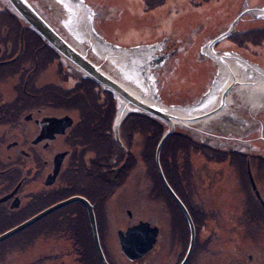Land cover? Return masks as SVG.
Listing matches in <instances>:
<instances>
[{
  "label": "flooded vegetation",
  "instance_id": "1",
  "mask_svg": "<svg viewBox=\"0 0 264 264\" xmlns=\"http://www.w3.org/2000/svg\"><path fill=\"white\" fill-rule=\"evenodd\" d=\"M5 1L6 3H3L0 0V29H2L3 33L2 36L0 35V146L5 148L8 153L11 152V155L8 154L9 161L6 164H2L3 167L5 165L6 166L3 169H0V235L19 225L22 220H26L49 206L72 196H83L92 203L96 215L99 235L100 228L102 229L106 225L104 227L103 234L107 233L108 225L111 226L115 223V216H118V218L121 217L119 216V212L108 210L107 204H112L111 200H117L120 205L122 204L128 216V225L125 229L119 228L117 235L120 230L125 231L128 227L133 226L140 221H145L139 220L138 222H132L134 218L133 210L135 206L137 207L139 205L138 201L143 197L146 199L156 197V195H154L156 191L153 188L155 192H145L151 185L149 182L151 180V176L148 170V164L144 158L146 154V143L145 149L143 150L145 153H142L144 154V157H142V161L139 162L138 155L141 154L137 148L135 149V141H131L133 138L138 136L139 130H136L133 126V122L130 120L131 114L120 125V143L116 140L114 132V119L117 109L114 118L111 120V118L108 117L110 103L107 95L103 93L101 89L103 86L93 79L71 75L72 73L69 68L70 62L67 58L59 55L48 43L40 39L38 33L34 29L32 30L29 25H25L23 22L15 23L14 21H11L15 19V17L8 14L7 0ZM8 20L11 22H8ZM70 23H74L73 19ZM72 31L74 32L73 29ZM83 40L84 39H81L79 41L82 45L86 46L83 44ZM208 40L199 45L201 50L203 45ZM228 40L232 41L234 44H239L230 38ZM165 41L166 42L162 52L165 53L164 55L166 56V59H168L169 56L171 58L174 52H177V49H180V47L173 45L169 40ZM243 45H245V43L242 45L239 44V47L242 49ZM217 46L219 47L220 43L215 45V47ZM86 48H89L92 54L94 53L93 48L89 46ZM197 52H199V49ZM199 58L200 60L207 59L203 58L202 55H199ZM65 60L68 62L69 70L67 71L66 65H64V63H66ZM52 67H55L56 69V78L50 82H45V72ZM162 68L159 70L156 68L160 78ZM190 77L193 78V74ZM214 77L215 75L213 76V79ZM12 79H16V83L11 87H6V84ZM201 79L202 77L200 80ZM213 79L210 82L211 84ZM197 81L198 79H195L194 83ZM180 82L183 85L185 83V78L177 77L176 84H180ZM160 83L161 79L159 80V84ZM174 87L175 86H173V89ZM7 88H11V92L8 95L6 94ZM241 89V85H235V87L230 91L232 98L231 103L228 105V114L223 113L222 115L212 116V119L208 121H197L194 123V127L196 128H194V134L198 140L201 139L203 141L207 140L208 142H212L214 139H212L213 137H210L209 135L214 137L217 136L223 140L227 137L223 135V133L228 130L231 131L232 134L236 135L239 130L257 128V126H259L263 128L259 131L260 134L258 139L261 138L264 141V114L254 113L251 116L249 111L245 112L244 115H247L252 119L250 120L251 124H242L241 122V112L246 111L247 108ZM208 90L209 88L206 89V91ZM192 92L194 93V88L192 89ZM89 93L93 95L92 102L87 100ZM203 95L197 101H199ZM187 97H191L189 99L194 98V96L189 93ZM118 106L119 104L117 101V108ZM230 114L238 115V117L235 118L233 116H229ZM19 121H21L22 128L19 127ZM24 122L28 123L30 126ZM18 128L21 130L19 133L15 132ZM204 129L209 130V132L202 131ZM200 132L203 134H200ZM92 134L103 142L101 143V148L103 147L105 151L95 152L93 150L90 137ZM107 135H111L112 139L103 140ZM113 138L122 148L121 152L117 150L112 141ZM231 139H236V137H232ZM54 142H61L63 146H52ZM232 151L234 152H227V157L225 158V161L229 160V166H231L232 162L230 160L233 158L237 159L236 161L239 160L240 163L243 164V166H240L239 163L238 166L233 168L236 170V173H239L241 176V178L238 179V187L235 185L232 192L228 190L229 187L226 186L229 183V178L225 175L224 167L222 168L213 165V163L218 162H214V158L217 155L213 150H207L206 155L210 160L203 155L194 157V169L192 167L191 171L194 170V179L201 181L209 180L208 187L205 186V182L202 183L200 189H198L197 186H188L191 196L190 201L192 206H194V201L192 200L191 195L193 188L203 190V196L207 201H210V192L214 198L215 195L219 197L220 191L222 194L221 197H225L226 199L224 203H229V205L232 206L230 209L224 211L222 217L227 216L230 219H237L232 224L235 225V222H239V224L244 226L241 231L237 230L238 232L243 233V235L241 234V239L239 241H242V245L239 246L238 244L236 249L233 247V251H230V248L227 252L225 249H223L222 252L217 250L213 251L211 253L213 256L211 264H264V152L257 150H254L252 153L242 152L241 150ZM125 153L126 155H124ZM129 153L136 158L135 167L128 176L127 180L124 181L123 185L106 201L107 216H104L100 209L97 216V202H93L88 196L82 193L72 194L38 212H36L33 208L39 198L47 196L51 198L54 193L56 194V192L60 189L62 181H64L66 187L69 189L75 186H79L80 188L89 187L84 180L79 183L76 182L75 174L73 172L77 165H82L83 160L87 165L86 167H88V175H94L97 177L101 176L104 172L108 173L111 170L118 169L120 167V165L118 166V161L122 160L121 162L124 163L125 161H123V159L125 158L124 160H126L127 156L129 157ZM218 154L222 157V153ZM61 155L63 156L59 173L52 183L47 184L46 181L48 177L54 172L55 161L57 157ZM40 156H44V159L41 160L42 158H39ZM103 157H110L112 159L111 165L103 168L102 166H98L96 161L94 166L93 159H102ZM27 158L34 160L35 163H38L36 167H32L34 172H31L30 174L27 173L26 168L29 166H25L26 162L22 164V162ZM28 161L29 160H27V162ZM181 162L182 158L178 155L176 157V164H178L177 168L180 173L182 171ZM142 164H144L145 167V170L142 171L143 174L138 171L139 166ZM48 166H50V170H47L46 172L45 170ZM44 172H46L47 176L44 180L43 187L35 188L36 190L30 189V185L28 183L30 177H36L37 179L38 177H42ZM205 176L208 179H206ZM217 176H221L223 179V183H221L220 188L215 185V181L218 179ZM135 177L136 179H134ZM133 184H136V188L133 187ZM211 184L214 185L213 188L211 187ZM234 184L235 181L231 182L229 185ZM152 185L154 186L153 183ZM163 185L172 199L178 204L170 191L167 189L164 182ZM172 188L176 193L178 192V188L176 186H172ZM212 190H214V192ZM116 194L118 195V199H114ZM157 195L159 201H163L169 205V207H174L166 192L161 190L160 194L157 193ZM228 196L230 197L229 199L234 200V202H231L232 204L228 200ZM72 203L83 204L88 214L87 207L84 203L80 201ZM243 207H245L244 211L241 210ZM232 209H235L234 215L230 214ZM117 213L118 215H116ZM193 221L196 227V239L193 251V254L195 255V252H198L197 246L202 242V239L200 238L201 231H199V221L194 220V218ZM205 221L208 220L205 219ZM168 222V227H172L176 234L179 233V231L180 233L182 232L179 220H177V217L174 214L171 216V221ZM90 227L93 236L91 222ZM159 228L160 231L158 236H160L161 233V227L159 226ZM19 232L15 234H18ZM250 233L252 234L254 240L251 242L249 240ZM235 234L236 233L234 232V235ZM48 235L51 236L52 234ZM63 236L70 240V235L64 233ZM183 236L184 235H182V233L181 236L178 235L180 240L183 239ZM5 240L1 241L0 244H2ZM216 241L219 243V240L216 239ZM21 247L22 246L20 245L19 248ZM1 250L2 248H0V252ZM224 253L225 255L221 259L220 256ZM140 260L129 259V261H133L135 263Z\"/></svg>",
  "mask_w": 264,
  "mask_h": 264
},
{
  "label": "rangeland",
  "instance_id": "2",
  "mask_svg": "<svg viewBox=\"0 0 264 264\" xmlns=\"http://www.w3.org/2000/svg\"><path fill=\"white\" fill-rule=\"evenodd\" d=\"M1 1L6 3L5 0ZM30 1L37 8V10L57 29V31L60 32L65 38L67 37L66 39H68L69 30L71 32L72 28L74 29L75 26L65 27L66 24L71 22V14L69 12L70 8L66 1ZM84 1L88 3L96 12L92 22V26L94 28L93 31H96L98 35L100 33L102 37H104L109 42L126 47L130 45L136 46L151 43L154 44L166 38L173 45L180 47V49H177V52H174L170 60L163 63L164 66L161 70V78L158 76L159 73L156 69L154 70V76L159 87L161 84L160 91L165 102L184 104L197 102V100L204 94L206 89H208V87L211 85L210 82L217 71V66L210 59L200 60L201 57L199 58V55L201 56L202 54L200 53L201 49L199 48V45L208 40L210 37L226 30L238 17V15L241 14L243 9L247 7L264 5V0H163L162 4L154 8L152 7V2L155 0H147V2L146 0ZM156 1L159 2L160 0ZM10 10L12 11V9ZM19 18L24 22L25 25H29L21 16ZM10 20H8V22L14 21ZM81 20L82 24L80 23V25L82 28L84 25H86V22L84 17ZM254 27L262 28V30H264V21L255 18L252 13L248 12L239 18L234 26L232 34L234 32V34L237 32H243ZM85 28L86 27L83 29ZM83 31L87 32L88 30ZM2 34V29H0V35L2 36ZM232 34L230 36H232ZM257 35L259 37V34ZM237 37L241 42L242 38L239 37L238 34L234 36V38ZM227 38L220 41V46H217L216 48L219 50H236L250 60L264 66V34L256 39L258 40L256 41V44H245L243 45L242 49L239 47V44H234ZM234 38L232 39V37H230V39L233 41ZM44 41L48 43L46 40ZM52 49L56 51L53 47ZM198 49L199 52H197ZM65 62L66 63H64V65H66L67 71L69 70L68 62L66 60ZM69 68L71 70L70 72L72 73H70L71 75L82 77L81 72L77 68L72 67L70 64ZM109 69L111 68H108V70ZM192 74L194 76L193 78L190 77ZM56 75L57 73L55 67L50 68L45 72V82L54 80ZM177 77L185 78V83L183 85L181 82L180 84H176ZM201 77L202 79L200 80ZM160 79L161 83L159 84ZM195 79H198L196 83H194ZM15 83L16 79H12L6 84V87H11ZM173 86H175L174 89ZM193 88L194 93L192 92ZM10 92L11 88H7L6 94L8 95ZM188 93L193 95L194 98L189 99L191 97H187ZM245 103L247 107L246 111H242L241 114L244 117L246 116L245 118L252 120L247 115H244V113L248 111L251 116L254 114L253 110H250V105L248 102H246V100ZM19 123V127L22 128L21 121H19ZM26 124L30 126L28 123ZM167 127L168 126H166V128ZM20 128H18L15 132L19 133V131H21ZM262 128L263 127L257 126V128L242 129L237 131L238 134L236 135L232 134L231 131L228 130L223 133V135L227 136L226 139L223 140L217 136L214 137L209 135L210 137H213L212 139H214L210 144L212 147L218 146L217 148L222 151L227 150L226 152L232 150H241L242 152L247 153H252L254 150L264 152V141L261 138L258 139L260 134L259 131ZM204 130L209 132L207 129ZM175 131L187 133L194 137V132L189 131L186 128L176 127ZM149 133H151V130H149L147 127H143V129L139 130L138 136L133 138V141H135L134 145L136 146L135 149L137 148L141 154H137L139 157V162H141L142 157H144V154L142 153L144 152L143 150L145 149V143L148 140ZM232 137H236V139H231ZM199 141L202 140L199 139ZM54 143L52 146H63L61 142ZM5 150V148L0 146V169H3L6 166L5 165L3 167L2 164H6L9 161L8 154L11 155V152L8 153V151ZM197 154L198 153H193V156L191 155L193 158V169L194 157H198L200 154L204 155V153H199V155ZM39 158H42L41 160H43L44 156H40ZM221 158L222 157L216 156L214 159H218L219 161L217 163H212L217 167H224L225 175L229 178V183L226 187H229L228 190L232 192V189L235 187V185L238 187V179L241 178L239 173H236V170L233 169L238 166L240 161H236L237 159L233 158L230 160L232 164L229 166V160H223L221 162ZM27 160L29 161L27 162ZM215 161L216 160H214V162ZM24 162H26L25 166H29L26 168L27 173L29 174L34 172L32 167H36L38 165V163H35L34 160L28 158L25 159L22 164ZM47 170H50V166L46 167L45 171L47 172ZM143 170H145L144 164L140 165L138 168V171H140L141 174H143ZM46 172L42 174V177H38L37 179L36 177H30L28 180L30 189L36 190L35 188L43 187L44 180L47 176ZM191 173L194 175V170L191 171ZM217 177L218 179L215 181V185L220 188L221 183H223V179L221 176ZM134 179H136V177ZM206 179L208 178L206 177ZM234 181V185H229ZM149 182L151 185L145 192L154 191L152 180ZM203 182H205V186L208 187L209 180L201 181L194 178L192 181H190V186H197L198 189H200ZM213 186L214 185L211 184L212 188ZM133 187L136 188V184H133ZM198 189L193 188L191 195L192 200L194 201V212L199 218V231H201L200 238L202 239V242L197 246L199 253L195 252V255L193 254L187 264H211L213 257L211 253L213 251L217 250L222 252L223 249H225L227 252L229 248L230 251H233V247L236 249L238 244L239 246L242 245V241H239L241 239L240 236L241 234L243 235V233L238 232L237 230L241 231L244 226L239 224V222H235L236 226L233 225L232 223L237 219H230L227 216L222 217L224 211L230 209L232 206H230L229 203H224L226 199L225 197H221L222 194L220 191L219 197L215 195L214 198L210 192V201H207L203 196L204 191ZM212 191L214 192V190ZM154 195H156V197L152 199H146L143 197L138 201L139 205L137 207L133 205L135 208L133 210L134 218L132 222L145 220L151 222L152 225L156 224L161 227V233L160 236L157 237L156 243L152 249H150V251L142 256V258L137 259H142L137 263L129 261V259L123 253L120 240L117 235L119 228L125 229L128 225V216L126 210H124L122 204L120 205L117 200H111L112 204H107L109 211H117L120 213L119 216H121L120 218L115 216V223L112 222L113 225H108L107 233L103 234V249H105V255L107 254L112 264H180L184 259L190 241L189 233L187 238V233L184 230V232H181L182 235H184L183 239H179L178 235L181 236L179 229V233H177V235L173 231L172 227H168V221H171V216L175 213V207H169V205L163 201H159L156 192ZM229 198L230 197L228 196L230 203L234 202V200ZM114 199H118L117 194L114 196ZM34 208L36 209L35 206ZM241 210L244 211L245 207H243ZM230 214L234 215L235 209H232ZM116 215H118V213ZM205 219L208 221H205ZM26 220L22 221L24 222ZM234 232L236 233L235 235ZM24 236L25 234L19 232L18 234H15L4 241V243L0 246V248H2L0 252V264H81L78 261L74 248L72 247L73 245L71 240L65 238L63 234L51 236L48 234L41 235L32 243H29L27 241V236ZM249 237L250 242L254 241L251 233L249 234ZM216 239L219 240V243H217ZM20 245L22 246L21 248H19ZM224 255L225 253L221 255L220 258L222 259Z\"/></svg>",
  "mask_w": 264,
  "mask_h": 264
},
{
  "label": "water",
  "instance_id": "3",
  "mask_svg": "<svg viewBox=\"0 0 264 264\" xmlns=\"http://www.w3.org/2000/svg\"><path fill=\"white\" fill-rule=\"evenodd\" d=\"M64 1L70 8L71 20L73 19L74 22L68 23L66 26L77 28H72L74 32H70L68 29L70 39H66L58 32L30 0H7L12 10L21 16L59 55L66 57L71 66L77 68L83 77L97 81L104 89L114 94L119 104L114 119V132L117 141L121 143L120 125L132 113L147 114L167 123L168 127L157 146L156 163L162 181L178 202L190 227L188 250L180 263L187 264L194 251L196 227L188 207L172 188L165 175L161 164L162 148L176 127L186 128L194 132L195 122L208 121L212 119V116L223 113L228 114V105L232 98L230 91L235 85L242 86L241 93L246 102L249 103L250 110H253L254 113L264 114V66L250 60L236 50H219L215 47L217 43L232 34L235 24L245 13H252L255 18L264 21V5L243 9L226 30L213 36L203 45L201 50L203 58L213 61L217 66V71L212 84L208 87L209 90L203 97L195 103L184 104L165 102L154 76V70L156 68L159 70L164 66V62L170 60V56L166 59L165 53L162 52L166 38L154 44L126 47L109 42L100 33L98 35L96 31H93L92 22L95 10L88 3L84 0ZM83 17L86 25L81 28L80 23L82 24L81 19ZM84 27L86 28L83 29ZM82 29L88 31L84 32ZM85 37L90 39L89 42L83 40V44L86 43V46L79 41ZM87 46L93 48V54L89 48H86ZM108 68L111 69L108 70ZM237 78L243 80L237 81ZM229 116L238 117V115L231 114ZM240 118L242 124H251V121L244 116L241 115ZM202 131L205 132V130ZM200 134L203 133L200 132ZM62 156L57 157L54 172L48 177L47 184L52 183L59 173ZM75 201H80L86 205L99 258L103 264H111L102 247L94 206L83 196H72L49 206L1 234L0 242L53 211ZM159 231V226L152 225L149 221H140L125 231L120 230L118 236L123 253L131 260L142 257L156 243Z\"/></svg>",
  "mask_w": 264,
  "mask_h": 264
},
{
  "label": "trees",
  "instance_id": "4",
  "mask_svg": "<svg viewBox=\"0 0 264 264\" xmlns=\"http://www.w3.org/2000/svg\"><path fill=\"white\" fill-rule=\"evenodd\" d=\"M162 3L163 0L162 1L160 0L159 2L155 0L152 2L153 5L152 7L155 8ZM10 8L11 7L8 4L7 12L11 16L15 17V19H13L14 22L15 23L23 22L19 18L20 16H18V14L15 13L13 10L12 12ZM233 34L232 36H230L232 37V39L237 34L239 37L243 39V41L241 39L240 42V40H238V37L234 38V41L238 42L240 45H242L243 43L256 44L257 43L256 41H258L256 39L259 38L262 34H264V30H262V28L254 27L245 30L243 32H237L234 35ZM257 34H259V37ZM40 39L43 40L41 36ZM101 89L103 93L107 95L108 101L110 103V111L108 112L109 113L108 117H110L112 120L116 113L117 101L113 96L112 92L107 91L103 88ZM87 100H90L92 102L93 95L89 93ZM130 118L136 130L143 129V127H147L149 130H151V133H149L148 140L146 142V154L144 158L148 164V170L151 176L152 183L154 184V189L158 194H160L161 190L166 192L170 202L175 207L174 215L179 220L181 231L184 232L185 230L188 238L189 227L185 215L182 212L179 205L172 199L169 193L165 190L156 164V158H155L156 148L163 133L166 130L167 123L162 119H158L156 117L149 116L143 113H132L130 115ZM90 137L92 141L93 150L95 152L105 151L103 147L101 148V143L103 142L99 138H97L94 134H92ZM107 139H112V136L107 135L103 140H107ZM112 141L115 144L117 150L121 152L122 148L117 144V142H115L114 138ZM131 141H133V139ZM210 143L211 142H208L207 140L199 141L195 135L193 137L192 135L187 133L174 131L164 143L161 152V163L164 168V172L168 181L171 183L172 186H176L178 188L177 193L188 207L194 220L197 221H199V218L194 212V206H192V203L190 201L191 196L188 190L189 189L188 186H190V181H192V179L194 178L193 174L190 171L192 168V161H193L191 155L193 153L194 154L204 153L203 156L209 159L208 156L206 155V152L207 150L208 151L213 150L218 157H220L218 153H222V157L224 158H221L220 161L225 160V158L227 157V152H226L227 150L223 149L224 151H222L219 148H217L218 146L212 147ZM228 152H234V151H228ZM124 155H126V153ZM178 155H180L182 158L181 173L178 171L177 168L178 164H176V157ZM124 159H123V161H125L124 163L121 162L122 160L118 161L119 163L118 166L120 165L118 169L111 170L108 173L104 172L101 176H97V177L94 175L93 176L88 175V171H87L88 167H86L87 165L83 160L82 165H77L76 169L73 172L75 174L76 182L79 183L82 180H84L89 187L80 188L79 186H75L69 189L68 187H66L64 181H62L60 185V189L56 192V194L54 193L51 196V198L49 196L39 198L38 202L34 205L36 209L34 207L33 208L35 209L36 212H38L46 208L47 206L59 200H62L72 194L82 193L88 196L93 202H97L98 204V206H96L97 216L99 209L102 211L104 216H107L106 201L110 198L111 195H113V193H115V191H117L123 185L124 181L127 180L128 176L131 174L136 164V158L131 153H129V157L127 156L126 160ZM214 160L219 161L218 159H214ZM96 161L98 166H102L103 168H106L107 166L111 165L112 159L110 157H106V158L103 157L102 159H93L94 166ZM240 166H243V164L240 163ZM100 225H101V221H100ZM104 227L102 229L100 228V239L102 242V246H103L102 240H103ZM20 233L25 234V236H27V241L29 243H32L35 239H37L41 235L66 233L70 235L69 239L72 242L73 245L72 247L74 248L77 254L78 261L81 264H103L96 250L87 211L84 205L81 203H72L70 205L62 207L54 211L53 213L49 214L45 218L39 220L38 222L32 224L31 226L21 231ZM2 244H0V246ZM107 259L111 263L108 256Z\"/></svg>",
  "mask_w": 264,
  "mask_h": 264
},
{
  "label": "bare ground",
  "instance_id": "5",
  "mask_svg": "<svg viewBox=\"0 0 264 264\" xmlns=\"http://www.w3.org/2000/svg\"><path fill=\"white\" fill-rule=\"evenodd\" d=\"M89 38L88 37H85L84 38V41H87V42H89ZM86 44V43H85ZM87 45V44H86ZM88 53V52H87ZM159 76V75H158ZM231 80V79H230ZM243 79H239V78H237V81H242Z\"/></svg>",
  "mask_w": 264,
  "mask_h": 264
}]
</instances>
